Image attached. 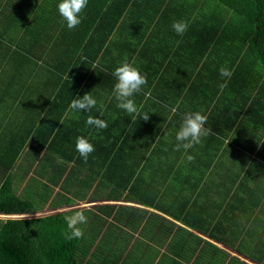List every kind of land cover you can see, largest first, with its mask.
I'll return each instance as SVG.
<instances>
[{"label": "crops", "instance_id": "0c3cea01", "mask_svg": "<svg viewBox=\"0 0 264 264\" xmlns=\"http://www.w3.org/2000/svg\"><path fill=\"white\" fill-rule=\"evenodd\" d=\"M42 3L49 12L40 10ZM51 7L47 0L27 1L24 7L32 14H42L35 23L38 28L29 35L33 49H41L45 56L30 64L34 74L27 78L26 90L6 107L14 117L0 120V135L12 130L9 138L15 139L5 147L0 136V186L10 174L16 194L24 193L30 183L23 179L31 177V170L21 174L17 165L6 170L2 164L12 159L15 146L22 145L17 163L26 152L28 161L41 160L48 165L51 159L55 167L62 166V151H71L78 165L76 172L93 180L89 187L82 185L78 193L76 188L73 203L57 207L64 210L76 204L85 208L88 223L80 226L84 235L91 234L106 247L110 244L113 259L124 264H264V93L244 87L242 75L234 73L243 51L230 40L231 48L218 29L202 26V22H196V30L188 26L191 29L183 36L166 25L169 31L159 34L162 40L156 41L158 46L152 40L145 46L144 38L129 42L116 32L92 58L87 56L94 48L90 51L79 46L82 37L78 35L73 43L81 50L76 47L73 58L63 60L69 64L58 70L50 68L47 61L52 62L49 56L56 55L58 62L67 51L69 44L55 36L61 31L59 27L67 24ZM198 13L194 10L192 16ZM27 18L22 27L29 26ZM115 37L120 42H113ZM125 57L147 76V85L134 97L141 112L149 114L147 121L137 118L133 123L117 107L112 72ZM255 66V61L248 65L250 74ZM221 67L229 69L232 76L222 77ZM221 84L226 86L221 89ZM86 93L97 100L96 108L70 111L71 101ZM244 94L248 97L246 108L252 103H261L262 108L256 112L248 109L244 120L233 116L226 121L224 105L235 103L240 109ZM172 107L177 108L175 115ZM49 112H53L50 121ZM188 112L206 115L205 126L211 130L224 127L225 138L220 132L211 134L187 152L176 151V133ZM89 115L105 120L107 129L87 126ZM81 136L95 146L87 162L76 151V140ZM37 142L45 144L41 151L26 150ZM50 142L54 148L47 149ZM210 145L219 150L214 158ZM50 188L59 190L58 185ZM176 240L184 244L178 248Z\"/></svg>", "mask_w": 264, "mask_h": 264}, {"label": "trees", "instance_id": "16d2710c", "mask_svg": "<svg viewBox=\"0 0 264 264\" xmlns=\"http://www.w3.org/2000/svg\"><path fill=\"white\" fill-rule=\"evenodd\" d=\"M27 1L33 0H0V110L3 109L0 111V120L14 117L6 107L10 102L17 101L18 96L23 94L24 89L26 90L29 84L27 78L34 74L30 64H34V61L40 58L44 59L45 56L44 51L40 54L41 49H33L34 45H30L32 35L29 34L32 29L38 28L35 23L42 14L36 12L32 14L24 10ZM47 1L52 5L51 9L58 10L61 0ZM40 10L50 11L44 3ZM194 10L199 13L192 16ZM26 15L29 18V26L22 27ZM237 20L239 24L235 25ZM242 20L245 21V26L242 25ZM175 21L192 22L188 26L193 30H196L197 23L202 22V26L218 29L221 35L229 40L231 48L233 41L234 47L243 51L239 68H237L238 61L235 63L234 73L242 75L244 87L253 90L257 88V92L264 93V0H89L82 14V23L75 28L78 34L68 27H59L61 31H57L55 36L60 42L69 44L68 49L60 55L61 60L58 62L56 55L49 56L53 60L52 62L48 60L47 64L50 68L54 67L58 70L67 66L70 61L63 60L72 59L76 47L77 50H81L73 43L79 39L78 35L82 37L79 46H84L90 51L94 48L93 56H87L91 58L103 50L106 42L111 40L112 34L116 32L129 42L138 43L144 38L145 46L147 42H151L150 40L158 46L159 43L156 41L162 40L159 34L166 35L169 31L166 25H172ZM247 24L251 26L250 30L244 29ZM189 27L188 29H191ZM43 29L44 27H40L39 30ZM214 35L215 31L212 36ZM114 39L113 42L119 41L116 37ZM145 46L142 45V49ZM26 61L29 65H26ZM253 61L256 62V66L254 72L251 71L250 74L248 65ZM43 64H46V61ZM252 77L261 81L258 83ZM20 89L21 93H18ZM246 99L248 97L244 94L242 102L245 101L238 110L235 103L233 106H227V103L224 105L222 112L224 111L226 121L233 116L246 119L249 114L248 109H254V112L260 111L258 109H261L263 104L252 103L253 106L246 108ZM52 113H47L48 120ZM226 131L223 127L212 130V134L218 135L220 132L223 133L221 137L225 138ZM12 133V130L1 133L5 147L14 143L15 139L9 138ZM43 145L45 144L37 142L35 146L29 147L38 152ZM47 145V149L54 148L53 142ZM21 146H15L12 159L2 162L5 169L17 165L22 171L24 169L21 165H24L25 173L31 170L33 175L44 178L39 179L40 185L33 193L32 199L28 200L13 191L10 174L0 186V213H34L42 210L46 205L49 207L69 205L76 198V188L78 193L82 185L88 187L91 185L93 180L91 176H80V173L76 172L78 165L71 151H62L64 159L62 166L59 163L55 167L51 159L48 165L41 160L28 161L27 158L17 163L16 158L20 154ZM208 150L211 158L219 152L213 145L208 146ZM221 152L224 155L223 149ZM48 154L49 151H44V155L51 157ZM70 159L75 161L69 165ZM51 185L59 187V191L53 196ZM67 192L70 196L66 195ZM70 213L67 211L34 217H0V264H124L123 261L113 259L115 255H111L110 244L106 247L105 243L94 241V236L91 234L84 235L81 239L71 241L66 239L69 230L65 216ZM177 243L178 248L184 244L182 240H176Z\"/></svg>", "mask_w": 264, "mask_h": 264}, {"label": "clouds", "instance_id": "9594fccd", "mask_svg": "<svg viewBox=\"0 0 264 264\" xmlns=\"http://www.w3.org/2000/svg\"><path fill=\"white\" fill-rule=\"evenodd\" d=\"M89 0H61L58 4V12L64 19L69 29H75L82 23V14L87 8ZM173 30L183 36L188 29V24L183 21H175L172 24ZM92 68L95 69L96 65L93 64ZM222 77L230 78L232 72L221 67L219 69ZM112 76L115 78V85L113 93L117 100V107L124 110L134 123L137 118L147 121L150 119L148 113H142L141 109L135 103L134 97L141 93L147 85V76L143 74L134 62H129L125 57L124 61L114 69ZM67 79V77H66ZM226 85L221 84L220 88L223 89ZM97 106V100L91 95L86 93L82 97L77 96L70 103V111L75 112H91ZM171 113L175 115L177 112L176 107L170 109ZM67 115V113L65 114ZM208 117L201 112H188L182 117L179 130L176 133L175 150L180 151L183 149L187 152L188 149L200 144L202 140L212 134V130L205 125L207 124ZM87 126L94 127L97 130L107 129L108 124L105 120L88 116L86 120ZM76 151L80 154L85 162L89 156L95 151V146L85 137H77ZM192 160V156H188ZM85 208L74 207L70 210L71 214L65 216L68 232L66 239L69 241L73 239H81L84 237V230L81 225L88 223V217L85 215ZM3 214V213H0ZM180 264H183L181 261Z\"/></svg>", "mask_w": 264, "mask_h": 264}, {"label": "rangeland", "instance_id": "374dc122", "mask_svg": "<svg viewBox=\"0 0 264 264\" xmlns=\"http://www.w3.org/2000/svg\"><path fill=\"white\" fill-rule=\"evenodd\" d=\"M244 22L245 21H243L242 20V25L244 24ZM235 25H238L237 24V21L235 22ZM244 26H245V24H244ZM244 29H251V26H249L248 24L246 25V28H244ZM29 148V145L27 146V148H26V150ZM25 150V151H26ZM32 155V154H31ZM23 158H26V152L21 156V160H20V162L22 161V159ZM19 162V163H20ZM22 167H23V169L25 170V166L24 165H21ZM24 170H22L21 171V174L23 173V171ZM30 180V183H29V185L25 188V190H24V193H21L20 191H18L17 192V194H19L20 195V197L21 198H23V199H28V200H30V199H32V197L34 196V194H33V192L35 191L34 189L37 187V183L39 182V179H40V177H37V176H35V175H31V177L30 176H25V178L23 179L24 180V183L25 182H27V180ZM28 180V181H29ZM41 181H43L44 182V180H42L41 179ZM23 185V184H22ZM18 188V182H15L14 183V190H16ZM59 190L57 189V191H52V196L54 195V193H56V192H58ZM72 207V206H71ZM74 207H76V204L74 205ZM88 207V206H87ZM64 208V210H62V208H58V207H56V208H52V207H47V208H42L43 210H41V211H39V212H36V213H34V214H32V213H25V214H10V215H8V214H0V215H2V217H5V218H8L9 216L10 217H34V216H39V215H48L49 213H58L59 211L60 212H67V211H70L69 209H72V208H69L68 209V207H63ZM94 211H96V212H98V210L97 209H94ZM71 214V213H70ZM100 214V213H99ZM4 215V216H3ZM101 215H103V213L101 214ZM100 215V216H101Z\"/></svg>", "mask_w": 264, "mask_h": 264}, {"label": "water", "instance_id": "95a60500", "mask_svg": "<svg viewBox=\"0 0 264 264\" xmlns=\"http://www.w3.org/2000/svg\"><path fill=\"white\" fill-rule=\"evenodd\" d=\"M4 216V215H3ZM0 217H2V215H0ZM10 217V216H9Z\"/></svg>", "mask_w": 264, "mask_h": 264}]
</instances>
